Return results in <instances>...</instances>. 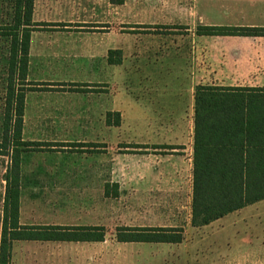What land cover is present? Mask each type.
I'll return each mask as SVG.
<instances>
[{
  "label": "rangeland",
  "instance_id": "374dc122",
  "mask_svg": "<svg viewBox=\"0 0 264 264\" xmlns=\"http://www.w3.org/2000/svg\"><path fill=\"white\" fill-rule=\"evenodd\" d=\"M2 3L0 0V7ZM172 8L187 9V0H123L118 4L111 0H35L33 19L37 25L34 34L89 35L101 39L99 42L49 44L57 47L50 54V60H75L77 65L70 73L67 71L72 67L58 68L62 74L52 82H31L32 90L45 92L36 91L40 93H35L34 98H55L65 102L83 100L91 106L98 101L101 106H107L115 99L118 111L101 113L100 143L93 139L97 124L95 127L82 124L88 128L83 133L84 139L71 143L68 150L58 149L65 152L63 154L40 149V146H49L46 142H39L30 149L33 154L28 166L34 170L48 165L60 167L69 160L81 172H86V168L91 169L94 163V154L100 153V187L93 186L91 181L90 186L23 187V224L104 226L105 240H17L12 245L11 264H204L206 238L212 227L196 229L192 225V201L188 191L191 188L190 169L184 171L182 181L185 186L180 191L176 188L177 164L170 165V159H163L157 186H148L141 171V155L146 148L142 143L147 142V135L152 131L159 135L171 129L177 131V123H150L147 127L141 122V93L149 83L147 72L150 69L162 67L165 96L172 98L175 110L179 109L183 116L179 132L185 133L186 147L191 140L194 145V122L192 118L188 119L192 113L188 97L190 79L186 72L175 74L170 58L173 57L172 48L168 46L165 51L164 47L169 44L166 38L187 33L188 26L182 22L188 21V12H177ZM66 46L77 49L63 50ZM82 46L87 49L82 51ZM97 46H101L99 54L94 49ZM149 48L156 52H149ZM7 49V41L0 38V139L5 118ZM111 50L121 51V62L110 61V55L114 60L119 55L117 52L110 54ZM163 53L169 54L168 57ZM169 102L166 101V109ZM159 141L163 144L158 154L165 158H172L167 154H178L165 145L166 137ZM20 148L24 149L23 146ZM150 153H153L151 149ZM9 164L10 157L0 155V234ZM217 226L218 223L213 225ZM223 226L241 229L264 226V214H233L223 221ZM122 227L182 228L184 238L179 243L120 242L117 229Z\"/></svg>",
  "mask_w": 264,
  "mask_h": 264
},
{
  "label": "crops",
  "instance_id": "0c3cea01",
  "mask_svg": "<svg viewBox=\"0 0 264 264\" xmlns=\"http://www.w3.org/2000/svg\"><path fill=\"white\" fill-rule=\"evenodd\" d=\"M112 1V0H111ZM118 4L116 0L112 1ZM173 10L187 11L188 21L182 23L188 26L186 34L166 38L165 51L171 46L170 57L175 74L186 72L190 79L189 100L192 113L195 115V90L199 84H215L222 86H253L264 87V36H240V35H207L197 32L199 26H241L264 27V0H187V9L172 8ZM35 10V5H34ZM186 17V16H184ZM183 17V18H184ZM176 21V20H175ZM181 22V20H178ZM177 22V21H176ZM179 22V24H180ZM31 33L29 63L26 81L28 87L31 82H52L57 75L62 74L60 67H72L70 73L76 67V61H52L51 53L56 51V46L51 43H71L100 41V36H45ZM173 43V44H172ZM175 44V45H174ZM76 47L66 46L63 50L75 51ZM82 51L87 47H80ZM101 53V46L94 48ZM112 49V48H110ZM149 52H156L149 48ZM159 52V50H157ZM151 53V54H152ZM168 57L169 54L163 53ZM177 55V57H176ZM57 68V69H55ZM162 68V67H160ZM159 67L148 70L149 83L143 88L140 102L141 122L147 127L150 123L177 124V131L168 133H154L147 135L144 152L141 155L142 177L146 179L148 186H157L161 178L163 159L177 164L176 188L184 189V171L190 169L188 180L191 182L189 198L192 201L193 194V142L186 145V136L180 134V123L183 116L179 109L175 110L172 98H166L163 70ZM41 90H27L25 94V106L22 124V141H37L50 143L49 146H40V149H48L52 154L60 155L58 149L68 150L73 142L84 139L83 133L87 125L97 124L96 135L93 139L100 143L101 113L105 111H118L115 99L107 106H101L100 102L92 104L82 101H62L55 98H34L35 93ZM169 105L166 109V101ZM92 107V108H91ZM120 111V110H119ZM189 113V112H188ZM89 126V125H88ZM167 138V146L178 154H167L172 158H165L158 154L162 141L159 138ZM194 137V134L192 138ZM150 139V140H149ZM158 139V140H155ZM96 142V141H94ZM55 143H61L56 146ZM166 143V142H165ZM74 144V143H73ZM76 148V147H75ZM150 149L153 153H150ZM30 149H24L20 154V223L24 213L23 187L42 185L47 187H75L93 186L100 187L102 170L100 153L94 154V163L91 169L81 172L69 160L66 165H48L46 168L34 170L28 166V160L32 155ZM69 154V153H68ZM66 155V154H65ZM188 166V167H187ZM171 166H168L170 168ZM85 171V168H83ZM174 170V168H173ZM88 181L89 183H86ZM184 193V192H183ZM191 203V202H190ZM233 214H264V199L249 204L241 209L228 213L207 225L195 226L196 229L211 226L212 232L206 238V248L203 255L204 264H264V226L241 229L240 227L225 228L223 221ZM218 223L217 227H213ZM26 225V224H23ZM209 240V241H208ZM31 241V240H24ZM36 241V240H34ZM91 242V241H83ZM96 242V241H92Z\"/></svg>",
  "mask_w": 264,
  "mask_h": 264
},
{
  "label": "trees",
  "instance_id": "16d2710c",
  "mask_svg": "<svg viewBox=\"0 0 264 264\" xmlns=\"http://www.w3.org/2000/svg\"><path fill=\"white\" fill-rule=\"evenodd\" d=\"M0 38L8 43L5 118L0 155H8L0 234V264H11L17 240L103 241L104 226L20 223V154L35 0H1ZM114 1V0H112ZM123 0H117L122 3ZM207 35L264 36V27L199 26ZM113 63L121 62V51ZM120 116V114H117ZM120 119L118 120L119 123ZM23 146V148H20ZM264 199V87L199 84L195 90L192 225L202 226ZM182 228L122 227L120 242L183 240Z\"/></svg>",
  "mask_w": 264,
  "mask_h": 264
}]
</instances>
